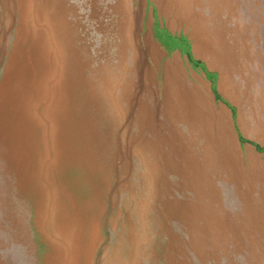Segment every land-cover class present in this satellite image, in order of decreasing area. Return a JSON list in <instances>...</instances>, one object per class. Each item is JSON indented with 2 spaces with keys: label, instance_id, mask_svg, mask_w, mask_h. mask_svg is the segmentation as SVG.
Instances as JSON below:
<instances>
[{
  "label": "rangeland",
  "instance_id": "obj_1",
  "mask_svg": "<svg viewBox=\"0 0 264 264\" xmlns=\"http://www.w3.org/2000/svg\"><path fill=\"white\" fill-rule=\"evenodd\" d=\"M0 264H264V0H0Z\"/></svg>",
  "mask_w": 264,
  "mask_h": 264
},
{
  "label": "crops",
  "instance_id": "obj_2",
  "mask_svg": "<svg viewBox=\"0 0 264 264\" xmlns=\"http://www.w3.org/2000/svg\"><path fill=\"white\" fill-rule=\"evenodd\" d=\"M165 28V27H164ZM160 28L158 31L156 30V33H155V37L157 35H161V32L164 31V33L167 35L168 34V41H167V44H166V39H164L161 35V39H156V41L159 43V45L161 46V48L163 49L164 53L166 55H168L170 52H176L179 50V53H180V49L182 50L183 49V46L181 45L180 47V43H181V39H178L179 37H176L169 29L167 28ZM163 38V40H162ZM186 39V38H185ZM186 44H185V51H186V54L188 53V56H187V61H188V64L189 66L191 67V71H192V75L190 76V87L191 89H197L198 90V95L200 94V92L202 93L203 91L206 93V97L208 96L209 94V88L208 86H205V87H202L201 85H199L200 83V80H199V77L202 79V81H205L209 86H210V89L212 91V88L211 85L213 82H216V72L211 68V66L202 60V62L200 61L201 59L199 58V56H197L196 52L193 53V48H189L188 44H189V41L186 40ZM185 43V41H184ZM153 46V41L152 43L150 44ZM187 45V46H186ZM165 46H167L168 48H166ZM180 47V49H179ZM184 50V49H183ZM178 53V52H177ZM175 62H177L176 60H174ZM173 61V62H174ZM167 66L165 67V70H166ZM170 68H172V66H170ZM169 69V68H168ZM171 72H172V69H171ZM195 86V87H194ZM195 89V90H196Z\"/></svg>",
  "mask_w": 264,
  "mask_h": 264
},
{
  "label": "bare ground",
  "instance_id": "obj_3",
  "mask_svg": "<svg viewBox=\"0 0 264 264\" xmlns=\"http://www.w3.org/2000/svg\"><path fill=\"white\" fill-rule=\"evenodd\" d=\"M179 56V55H178Z\"/></svg>",
  "mask_w": 264,
  "mask_h": 264
}]
</instances>
